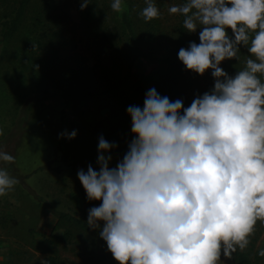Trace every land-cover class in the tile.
I'll list each match as a JSON object with an SVG mask.
<instances>
[{
  "label": "clouds",
  "instance_id": "9594fccd",
  "mask_svg": "<svg viewBox=\"0 0 264 264\" xmlns=\"http://www.w3.org/2000/svg\"><path fill=\"white\" fill-rule=\"evenodd\" d=\"M122 2L110 8L120 12ZM144 5V21L159 17L155 0ZM168 12L187 32L199 29V43L177 57L194 73L211 70L212 87L186 107L149 88L142 107L125 109L133 135L122 158L109 167L117 144L101 134L98 170L89 163L76 176L86 200L100 201L87 209V227L118 264H220L248 246L257 221L264 225V0H183ZM241 48L244 67L229 75L221 62L238 60ZM14 159L0 151V161ZM18 182L0 168V196Z\"/></svg>",
  "mask_w": 264,
  "mask_h": 264
},
{
  "label": "trees",
  "instance_id": "16d2710c",
  "mask_svg": "<svg viewBox=\"0 0 264 264\" xmlns=\"http://www.w3.org/2000/svg\"><path fill=\"white\" fill-rule=\"evenodd\" d=\"M62 1L0 0V57L18 38L20 45L14 53L12 72L20 81L28 79L32 83L30 90L24 91L21 100L15 104L19 123L34 106L48 99H115L111 114L114 121L108 118L112 123L107 124L102 135L107 141L117 144L115 149H109V154L122 158L133 135L129 131L130 117L125 109L129 105L142 107L144 93L149 88L154 87L161 96L167 95L171 101L185 98L189 92H192V100L194 95L212 87L214 78L210 75L211 70H205L202 75L194 73L186 69L177 57L178 50L186 48L189 41L199 43V29L192 33L184 30L183 17L177 14H174L173 23L168 25L170 28L167 30L164 22L168 19L166 16L162 18V12L158 18L144 21L138 16L145 6L144 0H123L120 12L110 8L111 0H89V4L80 9V15L96 51L95 63L89 66L74 58L70 62L62 61L60 52L65 44L60 35L61 22L58 18ZM174 2L180 4L183 0ZM155 4L160 12L161 0H155ZM248 55L246 49L241 48L238 60H224L220 66L232 75L244 67ZM143 62L155 65L154 69L141 70ZM93 163L94 170H98L96 162ZM42 168L39 166L34 171ZM77 188L78 191L72 192L70 198L72 201L81 199L79 211L54 210L56 220L52 227L61 229V232L51 234L35 247L49 251L53 244L70 242L75 232H82L90 239L99 240L100 264H118L98 236V230L90 229L86 224L87 209L98 206L100 201L86 200L79 181ZM46 206L52 207L48 203ZM254 240L249 238L248 246L243 251L238 249L234 252L227 264L258 263L263 256L257 255L259 249L254 248Z\"/></svg>",
  "mask_w": 264,
  "mask_h": 264
},
{
  "label": "rangeland",
  "instance_id": "374dc122",
  "mask_svg": "<svg viewBox=\"0 0 264 264\" xmlns=\"http://www.w3.org/2000/svg\"><path fill=\"white\" fill-rule=\"evenodd\" d=\"M174 1L161 0L160 14L168 19L166 23L163 19L166 30L174 20V14L168 12ZM80 3V0H64L60 5V35L65 44L60 56L64 62L74 58L90 66L95 63L96 51L81 19ZM18 45L20 41L16 38L0 57V151L15 157L13 162L0 161V168L19 181L6 195L0 196V264H39L41 256L51 264H100L99 240L90 239L82 232H75L70 242L53 244L49 251L35 246L51 234L61 232L52 227L56 220L54 210L79 211L81 199L70 198L72 192L78 191L76 172L86 171L89 163L94 169L96 141L106 132L107 124L114 121L111 114L116 100L48 99L34 106L19 123L15 104L32 83L28 79L20 81L12 72ZM140 66L141 70L155 67L147 62ZM191 97L189 92L181 98L184 107L191 103ZM72 129L77 130L74 138H58L59 132ZM120 158L112 156L109 167H114ZM39 166L43 168L34 171ZM249 238H255L254 248H264V225L257 221ZM227 263L222 257L220 264ZM254 264H264V256Z\"/></svg>",
  "mask_w": 264,
  "mask_h": 264
}]
</instances>
